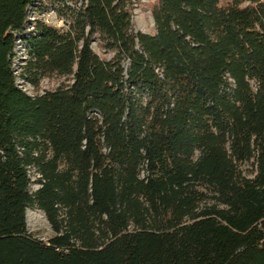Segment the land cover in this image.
<instances>
[{
    "label": "trees",
    "instance_id": "1",
    "mask_svg": "<svg viewBox=\"0 0 264 264\" xmlns=\"http://www.w3.org/2000/svg\"><path fill=\"white\" fill-rule=\"evenodd\" d=\"M32 1L0 0V264H264V0H155L153 35L132 0H55L23 69L64 81L29 96Z\"/></svg>",
    "mask_w": 264,
    "mask_h": 264
},
{
    "label": "rangeland",
    "instance_id": "2",
    "mask_svg": "<svg viewBox=\"0 0 264 264\" xmlns=\"http://www.w3.org/2000/svg\"><path fill=\"white\" fill-rule=\"evenodd\" d=\"M154 2L155 0H132L131 14L134 31L150 35L155 33L154 23L151 16V9ZM59 8H63V6L59 5L55 0H33L27 9V23L24 27L25 32L16 35L14 49L15 56L12 63L13 72L15 74V83L29 96L34 95L36 92L41 93L43 91L53 90L64 81V79L55 76L45 78L39 82V87L34 89L27 75L24 74L23 69L29 55L27 40L38 35L35 31L36 24L43 23L59 30L65 29V21L58 15ZM92 49L100 56H105L95 42L92 44ZM107 57H110V55H107ZM126 65L127 64H124L125 67ZM28 174L31 181L29 192L34 193L39 188V185L36 184L37 175L32 169L29 170ZM26 222L27 231L35 238L46 242L54 235L44 214L35 208L27 209Z\"/></svg>",
    "mask_w": 264,
    "mask_h": 264
}]
</instances>
